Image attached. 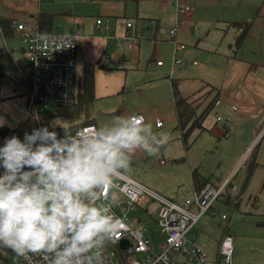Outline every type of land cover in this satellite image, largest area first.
I'll return each mask as SVG.
<instances>
[{"label":"crops","instance_id":"1","mask_svg":"<svg viewBox=\"0 0 264 264\" xmlns=\"http://www.w3.org/2000/svg\"><path fill=\"white\" fill-rule=\"evenodd\" d=\"M95 1L97 5H100L102 7L100 8V11H98V14L92 16L90 11L86 7L81 6L85 3L91 6V3L85 0H0V19H11V21L16 20L23 23L25 22L27 24H34L33 22L35 21L36 16L39 14V12L57 11L59 15L55 16V18L53 19L54 28L61 32L72 31L75 33L77 38L78 47L76 51L77 55L75 69L77 73L78 91L80 87L79 81L83 70V64L87 61L97 62L98 65L95 66L93 74V96L99 97L110 91L107 86H104V89L101 90V86L96 83L97 75L101 74L102 71H111V69L109 68L105 67V69H107L105 70L99 67V64H104L103 58L104 60L106 58L112 60L116 56L115 52L108 50L110 44L109 42L114 40L117 41L118 39L120 40L122 38L121 34L124 30L122 23L127 19L133 18V20L136 19V21H138V19L141 18L138 15H143L151 12L150 14L153 15L147 17H152L154 19L160 20V18H157L158 14H156L155 11L139 10V4L141 2L150 1L154 5H162V3H165V0ZM174 1L180 2V0H173L172 2H168V4H170L169 9L171 11V14L173 15L172 25H174L175 21H177L178 19H184L185 23L178 24L176 33L179 29L188 33L190 29L188 26V19H186L185 15L186 13H189L192 8L189 11L176 12L173 4ZM237 1L238 4L240 3L243 6L244 13H247H235L233 16L228 13L227 15L225 14L224 17L222 15V18L224 19V25L229 26L227 29L231 28V37L227 39V43L222 44L221 31L217 30L218 41L216 40L213 45V47L215 46V44H217L218 46L222 45L220 46L221 50H218L217 46H215L214 49L219 55L223 56V58L225 59V63L229 64V62H232V60L234 59L244 61L245 69L241 68L243 69L241 72L234 73V70L237 67L231 70V66L229 64L231 72L229 79L233 81L231 86L232 96L230 98V104L225 110H223L225 111L223 114H217L221 116L220 119H217L216 115L215 119L210 118L205 120V117L207 116L206 115L201 122V127H203V130L210 127L209 133L204 134L201 137L206 138V140L200 138L195 140L190 147H188L186 150L184 149V158H182L184 160H182V162H179L181 161L180 157H182L179 156L175 157V159H173L175 161L171 165H169L170 167L174 168L175 174L182 175L183 173L185 176H187L188 174L189 183L186 187L187 192L183 193V196L181 197L177 194V191L168 196L158 192L157 190L155 191L165 196L166 198L169 197L175 201H182L185 196H188L194 191L198 190L197 188L201 182H210L214 184L221 183L222 181L229 179V182H231L233 186L237 187L241 191V193L237 195L238 199L232 200L230 204L226 203L223 200H215L212 206V210L215 211L214 213H217L215 203H218L219 205L228 204L229 206L235 207L236 210L240 212L239 214L242 220L239 221V223L235 220H231L230 225H228V223L225 225L221 236L216 242V252L213 259L217 257V246L219 240L224 234H231L233 243L240 234L242 236V240H246L249 238V242L240 245V241H238V245L233 244L234 250L232 262L233 264H248L246 263L247 259L254 260L251 254L252 251L255 250V248L259 249V251L261 252V256H258V259L264 261V16L263 14H261L262 9L264 8V0ZM112 2H114V7L111 11L108 5L112 4ZM180 3L185 4L182 1ZM8 5L11 6L7 9ZM116 8H120V11H117ZM118 13L122 18H120V20L118 21V17L117 21H115L116 19L112 16H116ZM126 16L128 17L125 19L124 17ZM257 16L262 17L258 24V27L254 25L257 20ZM98 18L101 20V24L99 25L96 22V19ZM116 22L117 24L119 23V26L122 28V31L118 34L112 33V28L116 25ZM138 22L139 24L142 23L141 21ZM139 27L142 28V25H140ZM224 30H222L223 34H225L226 31ZM242 30L244 34L241 36L240 41L237 42V37ZM19 44H21L20 48L18 47ZM25 48L26 42L22 38L21 31H19L16 26L12 24L8 33L4 34L0 24V118H3L6 122L3 126H0V146H2L6 138L1 132L2 128L13 129L25 119L24 113L26 107L25 98L27 85H25L23 81L22 73L20 70L26 62ZM177 50L179 51V49ZM240 50L241 52H239ZM176 53H173L174 61L172 62L171 66H173L174 63H178L180 60L177 59ZM243 55L247 57V60H244L242 58ZM248 55L251 56L252 59H249ZM176 59L178 61H176ZM195 62L196 61H194L193 63L195 64ZM14 65L16 66V69L18 71L13 69ZM171 79L170 88L172 94ZM173 80L177 81L178 84L180 82L178 79ZM211 88L213 92H216V95H218V87L213 85V87ZM201 89L197 91L199 93L195 95L196 98L199 97V94L204 92H201ZM172 99L174 102L173 94ZM218 99L219 95L217 96V101ZM134 113H131L130 115H134ZM86 114L82 112L83 118L89 117ZM156 119L161 120L162 124L159 126L156 125ZM156 119L154 120V124L157 127L162 126L163 120L158 117H156ZM213 120L215 121V124L213 123ZM144 121H146L145 115ZM91 123L95 124L94 117L92 118ZM26 126L30 127L31 124L29 125L27 121ZM202 131L200 133H202ZM26 132L27 131H25V133ZM221 135L226 137L224 140L227 142L225 144L226 149H228V147H230L232 144L236 146L233 153L234 160L228 163V166H225L223 170L214 172L213 170H211L214 165L213 163L216 160L215 147L213 146L214 141L216 140H214L213 137H218ZM231 135L232 137L229 138V136ZM19 138L23 140V138ZM252 151L255 152L256 165L252 169L250 177L243 186L246 176L245 170L247 161ZM160 163L166 164V161L161 159ZM182 163L183 167H180L179 164ZM3 171L4 169L0 168V173H2ZM192 171H196L201 177V181L199 182L198 186L193 182ZM142 184L145 185L144 183ZM145 186L147 187V185ZM117 196L120 197L121 195L117 194ZM147 202L152 203L154 201H150L148 199ZM148 203H145L144 205L137 203L136 207L139 206L145 209L147 213L149 207L146 204ZM251 217H253L254 219L252 220ZM222 219L226 220L227 215ZM242 221H244V223H247L248 225L254 222L256 229L246 230V233H244L242 231V228L239 227ZM192 229L193 233L198 232L196 231V225ZM155 233H157V229ZM157 235L158 233L156 234V236ZM198 237L199 236H197L196 238V243ZM235 246L237 250L235 249ZM246 246L248 249L247 252L249 253L247 254V252H245L246 255H244L243 252L241 254L240 251H242V249L240 248ZM189 264L195 263L190 262Z\"/></svg>","mask_w":264,"mask_h":264},{"label":"rangeland","instance_id":"2","mask_svg":"<svg viewBox=\"0 0 264 264\" xmlns=\"http://www.w3.org/2000/svg\"><path fill=\"white\" fill-rule=\"evenodd\" d=\"M85 1L90 2L91 6L86 3L81 6L86 7L92 16L98 14L102 6L97 5L95 0ZM172 1L173 0H165V3H162V5H154L150 1L141 2L139 4V10L155 11L156 14H158V17H156L160 18V20L147 17L153 15L150 14L151 12L138 15L141 17L138 19V21L142 22L141 24H139L136 19H127L133 21L138 27L142 25L141 29L137 27V32L141 33L142 30V34L146 36L140 40L133 50L123 49V51H119L117 49V42H124V40L109 42L108 50L115 52L116 56L112 60L108 58L104 60L103 58L104 64L99 67L102 69L106 67L111 69V71H102L101 74L96 76V83L101 86V90L104 89V86H107L110 91L103 94V96L93 97L86 115L90 118L94 117L96 127L99 129L106 125H110L115 117L129 116L131 113L141 112L146 117L145 123L151 124L152 126L151 131L146 130L144 135L151 138L152 136H158L162 133L169 134L171 138L168 144L163 147L158 154L149 156L143 151H137L132 156L130 166L125 173L134 179H138L150 189L157 190L167 196L177 191V194L182 197L183 193L187 192L186 187L189 183L188 174L187 176L183 173L182 175L175 174L174 168L169 166L175 161L173 160L175 157L182 156L185 153L184 143H182L180 138V129L176 127L170 79H178L180 81L178 84L179 94L190 96V99L194 100L196 98L195 95L199 93L197 91L200 87H202L201 92H205L209 89L207 87L211 88L213 85L218 87L219 99L211 106L205 120L210 118L215 119L217 114H223L225 112L223 110L229 106L232 96L231 86L233 81L229 79L231 75L229 64L231 70L237 67L234 73L241 72L245 69V66L243 60L234 59L232 62L230 61L229 64L225 63L223 56L219 55L214 49V47L217 46V49L221 50L220 46L222 45L218 46L215 44L214 47L213 45L218 39L217 30L221 31L222 44L227 43V39L231 37V28L227 29L229 26L224 25L222 15L224 17L225 14L227 15L229 13L233 16L235 13H244V9L240 3L238 4L237 0H180V2L182 1L192 8V10L185 15L186 19H188L190 31L186 33L179 29L175 34L176 36L172 37L169 35V27L173 24V15L169 9L170 4H168V2ZM113 4L114 2L108 5L111 11L114 7ZM10 6L11 5H8L7 9ZM116 10L120 11V8H116ZM261 14L264 16V8ZM112 17L116 19L115 21H117L118 17V21L122 18L119 13ZM127 17L128 16L124 18L126 19ZM261 18V16H257V20L254 23L256 27H258ZM224 29L227 30L225 31ZM222 30L225 31V34H223ZM121 31L122 28L119 26V23L117 24L116 22V25L112 28V33L118 34ZM178 41L184 43V47L179 48V51L176 53L177 59H180L179 62L171 66L174 61V48ZM20 45L21 44L17 46L20 48ZM239 52H241V50ZM242 58L247 60V57L244 55ZM248 58L252 59L249 55ZM158 60L161 61L160 65L156 63ZM194 61H196L195 64L193 63ZM13 69L17 70L15 65ZM211 95L212 93L210 92L208 98L202 102V106L210 101ZM200 100L203 101L202 96H199L195 102ZM82 112L83 111L80 112L78 118H74L72 121L64 117H57V119H54L51 123L41 121V124L43 123V126L51 127L60 123L67 125L88 119V117L83 118ZM156 117L163 120L162 126L157 127L154 124ZM213 123L215 124L214 120ZM28 124L32 125L31 119L28 120ZM209 128L204 129L195 140L198 138L206 140V138L201 137L209 133ZM197 131L198 129L190 134L188 138L189 141ZM230 137H232V135L229 136V138ZM225 138L226 137L222 135L213 137V139L216 140L213 145L215 147L216 160L211 170L214 172L223 170L225 166H228V163L234 160L233 153L236 146L232 144L226 149L225 144L227 142L224 141ZM194 141H192V143H194ZM161 159L165 160L166 164H161ZM182 160L179 162H182ZM179 165L183 167V163ZM147 196V194L143 195L139 204L144 205L148 203ZM146 205L149 207L147 213L145 209L137 206L135 209L128 212V217H139L138 223L144 225L147 232L152 237L153 242L156 243L158 240L163 239L160 234H158L157 237V233H155L157 229L155 221L157 216V205L155 202ZM215 207L217 208V213L211 215L212 213L210 214V212H204L199 216V220L196 224V231L199 232L197 244L199 248L207 252L209 259L214 258L216 242L221 236L225 225L227 223L230 225L231 220H235L238 223L242 220L240 218V212L236 210L235 207L229 206L228 204L219 205L218 203H215ZM222 213L227 215L228 220L221 218ZM251 219L253 220L254 218L251 217ZM239 227L242 228L244 233H246V230L256 229L254 222L248 225L242 221ZM190 232V235H192L193 229H191ZM238 241H240V245L246 244L249 242V238L242 240V236L239 234L233 244L238 245ZM240 249H242L240 253L242 254L244 252L243 254L246 255L245 252L248 251L247 246ZM248 253L249 252H247V254ZM179 256V253H176V257ZM251 256L254 260L247 259L246 263L264 264L263 260L258 259V256H261L259 249L255 248ZM113 259H115V257H113ZM180 263L189 264L190 261L185 258L180 260Z\"/></svg>","mask_w":264,"mask_h":264},{"label":"clouds","instance_id":"3","mask_svg":"<svg viewBox=\"0 0 264 264\" xmlns=\"http://www.w3.org/2000/svg\"><path fill=\"white\" fill-rule=\"evenodd\" d=\"M55 43L38 37V51ZM72 46V40L59 49ZM6 122L0 118V126ZM141 115L115 117L90 134L48 127L13 135L0 146V247L17 255L43 254L48 264H104L101 249L118 232L109 190L132 156L156 155L170 136L149 138ZM115 200V195L111 196Z\"/></svg>","mask_w":264,"mask_h":264},{"label":"built area","instance_id":"4","mask_svg":"<svg viewBox=\"0 0 264 264\" xmlns=\"http://www.w3.org/2000/svg\"><path fill=\"white\" fill-rule=\"evenodd\" d=\"M175 11H189L191 7L174 1ZM97 24L101 20L96 19ZM11 23L21 31L22 38L26 42V62L22 67V78L27 85L25 119L12 129L11 136L24 138L25 131L31 133L34 128L43 126L41 114L47 110L57 108H69L77 102L78 84L76 73V51L78 47L74 32H61L57 29L53 32H37L33 30V24L12 20ZM179 23H185L184 19H178L169 27V35L175 37ZM121 39L117 42V49L136 48L139 41L146 36L141 30L137 32L138 25L133 21L125 20ZM141 29V27H138ZM41 33H48L54 38L55 43L50 42L47 49L38 51V37ZM118 38V37H117ZM72 40V46L59 49L62 43ZM119 40V39H118ZM184 44L177 42L174 54ZM176 61H178L176 59ZM161 64V61H156ZM141 115L142 113H134ZM217 119L221 116L217 115ZM31 119L32 125L26 126ZM156 125L162 121L156 119ZM96 129L95 124L89 122L73 132L90 134ZM3 145V144H2ZM229 179L221 183L205 182L198 190L185 196L182 201H175L159 194L135 180L125 172L114 178L109 190V200L103 201L112 205L111 212L117 218L118 232L101 249L104 264H181L180 259H187L195 264H233V238L230 234H224L219 240L215 259H209L207 253L199 248L196 243L198 232L192 235L190 230L197 224L199 216L204 212L214 214L212 206L215 200H225L227 191L232 196L239 195V190ZM117 194L121 196L118 197ZM147 194L150 201L156 202L157 216L155 218L157 233L162 240L153 242L144 225L138 223L139 217H128V212L135 209L143 195ZM115 195V200L111 196ZM224 213L221 218H225ZM126 239L131 247H120L122 239ZM155 246V247H154ZM179 253V257H176ZM115 257V259H113ZM0 264H48V258L43 254L17 255L10 249L0 247Z\"/></svg>","mask_w":264,"mask_h":264},{"label":"trees","instance_id":"5","mask_svg":"<svg viewBox=\"0 0 264 264\" xmlns=\"http://www.w3.org/2000/svg\"><path fill=\"white\" fill-rule=\"evenodd\" d=\"M59 15L57 11H42L39 12V14L36 16L35 21L33 22V30L37 32H53L55 31L53 19L55 16ZM0 24L3 33L7 34L11 24V19L5 20L0 19ZM243 30L240 31V34L237 37V42L240 41L241 36L243 35ZM98 65L97 62H85L83 64V70L80 76V87L77 95V102L74 103L69 108H57L55 110H47L43 112L41 116V120H45L47 123H51L54 119H57V117H64L70 121H72L74 118H78L80 115V112L83 111L85 114L88 111V108L90 106V103L93 100V92H94V83H93V74L95 66ZM99 66H102V64H99ZM172 82V94L174 97V111L176 112V126L180 129L181 132V140L182 143H184V149L186 150L192 141H194L199 133L203 130V127H201V122L203 118L209 113V110L211 106L217 101V95L216 92L212 93V88H209L205 92L199 94V96L203 97V101L208 98V94L210 92L212 93L210 101H208L204 106H202L203 101L195 102L197 99H190V96L181 95L178 92L177 89V81H174L171 79ZM202 87H200L201 89ZM89 122H92V118L88 117V119L73 122L71 124H58L56 126H47L50 131H56L60 136L64 135L63 127L71 128L72 132L76 131V129H79L81 126L88 124ZM6 130H1L2 134L5 137H10L12 134V129L5 128ZM197 133L188 140L190 134H192L193 131L197 130ZM249 159L247 161L246 166V176L244 179L245 185L246 181L251 175V171L256 165L255 161V152L252 151V153L249 155ZM184 158V155L180 157V160ZM193 173V182L195 184H199L201 181L200 175L196 171H192ZM205 183V182H204ZM204 183H200L198 186L201 187ZM231 185V182L228 184V188ZM197 188V189H198ZM241 191L239 190V194ZM238 199V196H232L230 192L227 191V194L225 195V202L229 203L232 202V200Z\"/></svg>","mask_w":264,"mask_h":264},{"label":"water","instance_id":"6","mask_svg":"<svg viewBox=\"0 0 264 264\" xmlns=\"http://www.w3.org/2000/svg\"><path fill=\"white\" fill-rule=\"evenodd\" d=\"M2 130H5V128H2ZM119 245L122 248L123 247H127V248H130L131 247L130 243L126 239H124V238L120 241Z\"/></svg>","mask_w":264,"mask_h":264}]
</instances>
